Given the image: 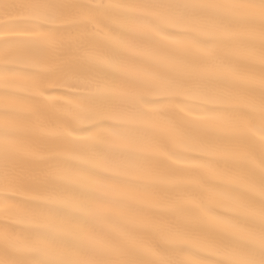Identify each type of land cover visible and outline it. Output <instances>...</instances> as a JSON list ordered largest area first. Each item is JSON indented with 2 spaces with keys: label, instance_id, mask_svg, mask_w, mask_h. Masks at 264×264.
<instances>
[{
  "label": "snow or ice",
  "instance_id": "1",
  "mask_svg": "<svg viewBox=\"0 0 264 264\" xmlns=\"http://www.w3.org/2000/svg\"><path fill=\"white\" fill-rule=\"evenodd\" d=\"M2 7L0 258L264 264V0Z\"/></svg>",
  "mask_w": 264,
  "mask_h": 264
},
{
  "label": "bare ground",
  "instance_id": "2",
  "mask_svg": "<svg viewBox=\"0 0 264 264\" xmlns=\"http://www.w3.org/2000/svg\"><path fill=\"white\" fill-rule=\"evenodd\" d=\"M84 6L91 7L88 5H84ZM53 91L58 92L60 94L68 95V96L73 97V98L84 96L83 93L72 92V91H67V90H63V89H54ZM104 123L109 125V126H113V125H111L110 122L105 121ZM90 127H94V126H85L81 130L82 131L89 130ZM19 202L22 204H25L27 206L36 208V209H40V210H52L51 206H49L45 203H42V202L23 200V199L19 200ZM220 214L226 215V216L231 215L230 213H226V212H222V211L220 212ZM233 218L242 219L240 217H233ZM0 225H3L4 227L15 230V231H19L20 233L41 234V233H39V230L32 229V228H25L21 225H17V224H15L11 221H8V220H0ZM0 251H3L6 256L13 257V258H20V257H17L15 253L10 252L7 248L0 249Z\"/></svg>",
  "mask_w": 264,
  "mask_h": 264
},
{
  "label": "clouds",
  "instance_id": "3",
  "mask_svg": "<svg viewBox=\"0 0 264 264\" xmlns=\"http://www.w3.org/2000/svg\"><path fill=\"white\" fill-rule=\"evenodd\" d=\"M3 3H4V0H0V14H3V10H4L2 7ZM3 55H4L3 51L0 50V57H2ZM260 215L264 216V212H261ZM0 239H3L2 235H0ZM0 264H7V261L3 258H0Z\"/></svg>",
  "mask_w": 264,
  "mask_h": 264
}]
</instances>
